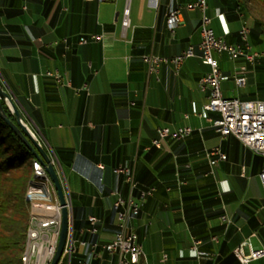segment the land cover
I'll use <instances>...</instances> for the list:
<instances>
[{
    "label": "crops",
    "instance_id": "0c3cea01",
    "mask_svg": "<svg viewBox=\"0 0 264 264\" xmlns=\"http://www.w3.org/2000/svg\"><path fill=\"white\" fill-rule=\"evenodd\" d=\"M187 1L158 0L154 7L148 0H0V82L55 160L69 209L72 249L57 264H122L118 251L98 245L89 253L90 243L108 242L118 230L117 198L140 203L124 223L150 263L241 264L231 254L242 241L254 238V247H264V157L234 135L221 136L209 121L216 113L204 108L208 90L198 86L209 70L197 48L201 12L185 8ZM226 1L206 6V14L216 35L235 42L241 26L251 23L235 0ZM176 6L180 21L171 32L166 15ZM91 34L99 37L79 43ZM188 46L194 54L178 68L161 62L149 73L142 59ZM214 56L228 76L221 82L224 97L264 99L245 90L262 55L247 64L243 85L234 75L244 59ZM184 125L192 128L188 135L151 145L157 127ZM212 148L225 159L210 164ZM148 186L153 192L139 199L138 189ZM88 216L98 218L94 232ZM249 264H264V257Z\"/></svg>",
    "mask_w": 264,
    "mask_h": 264
},
{
    "label": "built area",
    "instance_id": "2783aa9c",
    "mask_svg": "<svg viewBox=\"0 0 264 264\" xmlns=\"http://www.w3.org/2000/svg\"><path fill=\"white\" fill-rule=\"evenodd\" d=\"M150 6L156 7L158 0H148ZM206 0H189L184 7L188 9L197 8L200 12V40L197 44L199 57L202 62L209 66L208 72L198 79L200 90H208L207 102L204 108L208 111L215 112L216 116L209 117V121L213 128L219 132L221 136L234 135L246 147L255 153L264 157V99H240L238 97H224L221 91V82L228 76L219 68L218 60L214 56L216 53L226 54L229 60L243 58L245 63L239 65L237 70L240 74L234 75V81L237 85H243L246 81L247 64H254L258 57L262 54L252 51L248 41L249 27L243 24L238 30V39L235 42H227L222 36L216 35L210 26V17L206 14ZM180 21V6L171 9L166 15V26L173 32L175 26ZM122 27L125 29L129 25L128 7L123 9L121 20ZM99 35H83L80 36L79 43H85ZM194 54L193 46H188L180 53L171 56H160L154 54H145L142 56L146 63L149 73H157L158 66L161 62H171L176 68L180 65L185 57ZM46 74L60 80L59 74L47 71ZM192 128L188 125L178 126L170 129L167 126L156 128V135L151 140L152 146H159L162 138H180L188 135ZM210 164H215L219 159H225L226 155L218 148H212L208 152ZM55 167V160L50 156ZM38 179L34 182L32 192V200L35 202V210L32 223V236L28 239V249L26 252V264H48L55 251L59 227H60V204L56 194V190L49 176L36 158ZM62 185L61 175L56 169ZM116 171H122L123 168L117 167ZM260 183L264 189V167L259 173ZM126 179L130 184L131 190L135 189V182L132 173L126 174ZM154 190L153 186L138 189L139 199H144ZM65 195V194H64ZM66 198V197H65ZM67 202V201H66ZM140 203L129 198L125 202L122 198H117L114 202L116 216L118 218V230L114 237L104 243H90L89 253L95 255V249L100 245L107 251H118L120 254V262L122 264H153L150 263L145 255L138 235L134 230H127L124 218L128 215L138 213ZM98 218L88 216V230L94 232L96 230ZM70 231V229H69ZM199 240L193 241V248ZM84 244L85 241H80ZM72 249L70 233L67 234L64 251L62 254L70 253ZM241 264H249L250 261L264 257V247H254L249 237L242 241L233 250ZM82 264H95L91 260Z\"/></svg>",
    "mask_w": 264,
    "mask_h": 264
},
{
    "label": "trees",
    "instance_id": "16d2710c",
    "mask_svg": "<svg viewBox=\"0 0 264 264\" xmlns=\"http://www.w3.org/2000/svg\"><path fill=\"white\" fill-rule=\"evenodd\" d=\"M236 5L245 10V20L252 19L249 31L258 39H264V19L250 12L245 0H236ZM2 106L13 118L6 106ZM34 158L0 117V264H21L29 206L25 192L32 176Z\"/></svg>",
    "mask_w": 264,
    "mask_h": 264
},
{
    "label": "water",
    "instance_id": "95a60500",
    "mask_svg": "<svg viewBox=\"0 0 264 264\" xmlns=\"http://www.w3.org/2000/svg\"><path fill=\"white\" fill-rule=\"evenodd\" d=\"M2 105L6 106L9 112L13 115V118H10L6 114ZM0 117L11 128V130L21 140V142H23L24 145L31 151L34 157L40 161L41 165L43 166L56 190V194L60 204V227L55 251L48 264H57L64 251L67 234L70 229L69 209L67 206L66 198L59 177L56 173L55 167L51 161L50 155L43 149L41 144L35 138L31 127L28 125L27 121L25 120L21 112L18 110L16 104L12 100L9 93L3 88L1 82ZM29 182H31V180ZM25 199L28 200V197L25 196Z\"/></svg>",
    "mask_w": 264,
    "mask_h": 264
},
{
    "label": "rangeland",
    "instance_id": "374dc122",
    "mask_svg": "<svg viewBox=\"0 0 264 264\" xmlns=\"http://www.w3.org/2000/svg\"><path fill=\"white\" fill-rule=\"evenodd\" d=\"M245 2H247V7L250 12L253 13V15L257 16L260 19H264V0H245ZM206 3L207 6H212L215 9L218 7V4L229 5L226 0H206ZM240 9L242 8L240 7ZM251 20L252 19L248 18V21L250 23ZM232 22L235 23V21ZM248 41L250 42V45H252V51H257L262 54L263 64L254 69L253 72L249 75V80L247 82L245 90L248 91L249 89H251V91H258L259 93L264 94V39L262 37H259L258 39L257 35L249 31ZM214 55H216V52H214ZM252 245L256 246L254 238L252 239Z\"/></svg>",
    "mask_w": 264,
    "mask_h": 264
},
{
    "label": "bare ground",
    "instance_id": "6f19581e",
    "mask_svg": "<svg viewBox=\"0 0 264 264\" xmlns=\"http://www.w3.org/2000/svg\"><path fill=\"white\" fill-rule=\"evenodd\" d=\"M31 168H32V176H31V182L28 183V186L26 188L25 196L28 197V219L26 224V230H25V239H24V246L21 252L20 260L21 264H26V252L28 249V239L32 236V223H33V216H34V210H35V202L32 200V192L34 188V182L38 179V171L37 166L35 165V160L33 159L31 162Z\"/></svg>",
    "mask_w": 264,
    "mask_h": 264
}]
</instances>
